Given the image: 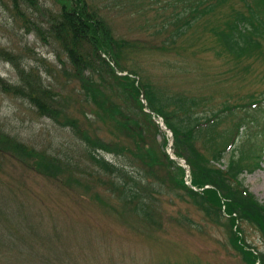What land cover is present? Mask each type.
Returning a JSON list of instances; mask_svg holds the SVG:
<instances>
[{
    "label": "rangeland",
    "instance_id": "obj_1",
    "mask_svg": "<svg viewBox=\"0 0 264 264\" xmlns=\"http://www.w3.org/2000/svg\"><path fill=\"white\" fill-rule=\"evenodd\" d=\"M167 1L86 0L117 38L148 44L127 51L124 64L162 91L205 94L202 104L212 108L221 101L248 102L264 93V59H243L235 65V60L215 50L209 28L226 5L200 18L186 37L165 46L162 41L169 31L160 25L170 11L178 9L176 0H170V5ZM57 7L56 0H37L32 7L21 5L17 10L9 0H0V45L21 55L23 65L38 70L63 111L57 122L0 87V132L71 163L68 168L61 166L58 175L55 171L49 175L43 164L37 167L0 150V264H244L230 246L224 223H212L180 193L175 181L178 166L188 181L189 168L185 158L173 154L172 137L158 123L161 117L152 112L151 120L144 117L148 109H140L108 78L102 85L112 100L140 125L127 122L121 127L116 124L118 116L110 119L99 114L100 120L92 114L90 99L67 73L71 68H62L65 58L59 48L32 24L45 25L47 12ZM0 77L15 82L17 77L1 58ZM260 106L264 110V100ZM70 119L92 138L116 141L111 144L117 151L98 150L134 181L142 177L149 183L151 219L121 203L107 176L86 157L79 132L65 124ZM229 153H224V162ZM239 177L264 202V156L257 167ZM241 225L244 238L264 251V238L257 229Z\"/></svg>",
    "mask_w": 264,
    "mask_h": 264
},
{
    "label": "trees",
    "instance_id": "obj_2",
    "mask_svg": "<svg viewBox=\"0 0 264 264\" xmlns=\"http://www.w3.org/2000/svg\"><path fill=\"white\" fill-rule=\"evenodd\" d=\"M36 1L9 0L17 10L21 9V5L32 7ZM176 2L178 9L170 11L160 25L169 31L162 41L168 44L165 46L173 45L184 35L186 37V32L200 18L226 5L227 9L209 28L217 53L235 60V65L243 59H264V0ZM56 3V10L47 12L45 25L32 24L38 31L43 29L59 48L65 58L62 68H71L67 73L90 99L94 109L92 114L99 119V114L110 119H117L118 116L119 123L116 124L121 127H126L127 122L133 126L140 125L134 122L135 118L121 113V108L112 100L107 87L102 85V81L108 78L118 84L124 96L136 102L140 109H148L143 111L144 117L151 120V112L161 117L164 127L171 132L173 154L185 158L189 168L188 183L184 182L186 179H183L180 166L178 179H174L182 190V196L212 223H224L230 246L238 252L244 264H264V251L255 248L244 238L241 225H251L264 238V202L252 195L239 177L242 172H250L257 167L264 156V110L260 106L264 93L248 98V102L221 101V105L212 108L203 106L207 98L205 94L162 91L160 86L142 79L136 68H126L124 64L127 51L144 49L148 44L142 46L125 38H117L97 8L86 0H56ZM166 4L170 5V0ZM0 58L11 64L17 76L16 82L0 77L3 92L23 98L36 112L58 122L63 117L60 100L57 101L54 90L45 85L38 70L23 65L21 55L1 45ZM262 76L264 78V71ZM141 99L144 103H141ZM64 122L79 132L86 157L98 167L99 173L107 176L111 189L116 191L121 203L138 216L151 219L148 215L151 199L146 193L149 183L142 177L134 181L122 166L105 159L101 153L102 150L117 151V146L111 144L116 141H104L96 136L92 138L87 131L76 127L75 121L70 119ZM141 132L137 134L139 137ZM0 150L17 157V160L30 161L37 167L44 165L49 175H58L61 166L68 168L71 164L70 161L64 164L58 157L16 142L1 132ZM228 151L229 156L224 162V153ZM149 154L154 159V155ZM166 159L170 162L174 160L167 155Z\"/></svg>",
    "mask_w": 264,
    "mask_h": 264
},
{
    "label": "water",
    "instance_id": "obj_3",
    "mask_svg": "<svg viewBox=\"0 0 264 264\" xmlns=\"http://www.w3.org/2000/svg\"><path fill=\"white\" fill-rule=\"evenodd\" d=\"M142 102H143V100H142ZM143 103H144V102H143ZM158 123H159V125H160L161 127L164 128V130L166 129V130L168 131L169 136H171V133H170V131H169V128L164 127V126H163V123H162L161 121H158ZM182 160H183V159H182Z\"/></svg>",
    "mask_w": 264,
    "mask_h": 264
}]
</instances>
